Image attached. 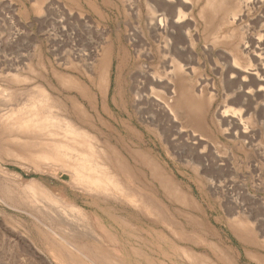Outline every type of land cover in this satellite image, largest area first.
Segmentation results:
<instances>
[{"label":"rangeland","instance_id":"obj_1","mask_svg":"<svg viewBox=\"0 0 264 264\" xmlns=\"http://www.w3.org/2000/svg\"><path fill=\"white\" fill-rule=\"evenodd\" d=\"M144 1L42 0L36 3L34 0H0V101L10 94L13 108L28 107L30 94L42 84L54 98L63 102L73 94V89L58 76L68 72L63 63L66 50L70 46L84 50L88 37L105 38L107 43L114 45V58L109 67L105 103L109 118L105 110H100L101 115L111 127L116 128L118 122L132 127L133 134L129 135L134 141H137L136 136L140 137L139 146L146 153L140 148L134 149L156 160L154 162L163 174L167 173L165 177L174 180L187 197L163 190L161 177L154 176L150 164L147 168V163L143 165L138 157L127 159L140 179L134 178L133 185L142 187L163 205L168 221L152 217L120 196L103 194V197L85 191L73 183L70 174L59 165L41 166L40 170L34 168L32 162L20 157L30 153L22 138L14 140L22 134L0 128L1 164L7 171L0 173V264H66L54 254L58 248L69 255L67 260L77 256L81 264H103L101 260L110 256V264L116 259L118 264H195L200 257L212 264H264V58L256 60L252 55L264 44V19L259 16L263 6L256 4L248 8L243 18L235 19L231 27L237 32L232 38L224 37L225 43L217 33L204 30L199 15L202 0L199 3L190 0L185 12L193 10L191 42L180 41V44H191L196 47V53H192V59L184 55L182 62L192 66L184 72L187 76L185 85L194 90L196 96L202 97L204 120L197 124L179 111L175 121L160 115L159 121L144 127L136 110L135 96L128 89L129 69L133 71L138 64L152 66L158 59L153 52L148 57L129 60L135 57V48L129 38L133 37L132 27L143 24ZM130 8L140 9V18ZM85 21L91 25L87 26ZM215 39L222 41L218 44ZM244 42L252 45L248 44L249 50L245 52L239 46ZM246 69L256 72L258 78L237 72ZM35 72L41 74L40 79ZM74 73L78 75L76 69H73ZM85 78L80 76V80ZM243 94L248 97L242 105L239 101ZM18 101L21 103L16 105ZM239 114L243 126L247 127L244 137L234 136L220 121ZM137 169L142 171V177ZM31 178L43 183L61 199V203L56 204L59 209L64 202L79 206L85 214L82 213L83 219L74 217V211L69 207L66 209L64 204V211L59 212L66 216L64 219L68 224L76 226L77 234L80 230L83 235L89 231L82 230L78 224L84 222L81 226L85 224L93 231L92 238L84 235L82 239H75L70 226L58 225L65 228L62 231L51 221L47 222L54 228L41 226L39 221H46L43 216L50 214L31 211L28 203L25 205L28 202L26 195L16 188H21L20 184ZM58 234L67 242L58 243L56 239L57 244L45 237L59 238ZM92 249L96 250L94 253L97 250L102 253L105 249L106 255L110 256L105 257L103 252L104 258L97 252V258ZM190 253L199 256L192 257Z\"/></svg>","mask_w":264,"mask_h":264},{"label":"bare ground","instance_id":"obj_2","mask_svg":"<svg viewBox=\"0 0 264 264\" xmlns=\"http://www.w3.org/2000/svg\"><path fill=\"white\" fill-rule=\"evenodd\" d=\"M40 1L42 0H34L36 3ZM195 2L199 3L201 0H196ZM144 3L146 15L144 14L145 18L143 19V24L140 26H133V37L129 38V41H131L130 44L135 48L133 49L135 51V57H130L129 60L139 59L143 56L148 57L149 54L153 52H156L158 59L156 63H154L155 61L151 62L154 63L152 66L151 64H146V66L138 64L133 68V71L131 68L129 69L130 76L128 89L131 90L135 96L134 101L136 104V110L140 113L141 117L139 119L141 120L142 125L146 127L147 123H152L155 120L159 121L160 115H164L169 121H175L177 113L183 111L197 124H201L204 120V102L202 97L196 96L194 90L186 87L185 80L187 76L184 72L186 71V68L191 69L192 66L182 62V58L186 54L191 59L194 57L193 54L196 53V47L191 46V44L189 46L180 44V41L186 42L189 40V42H191L190 27L191 21L193 22L194 20L193 10L190 13L185 12V9L189 8L190 0H145ZM256 4L263 6V11H261L263 13L259 16H261V19H264V0H202L199 15L203 19L204 30L207 29L210 31V34L217 33L222 37V40H225L224 37L232 38L235 36L237 30L232 28L231 24L235 19L243 18L247 14L246 11H248V8L253 7ZM129 5L131 6L130 3ZM91 6L92 5L89 4L90 8ZM132 13L137 18H140L141 10L132 9ZM84 23L89 24L87 26L91 25L86 21ZM246 30L247 29L245 28L244 31ZM136 38H138V45ZM222 40L215 39L214 42L220 44ZM85 42L86 48H84V50H79L72 46L66 50L63 63L68 72L66 74L58 75L60 76L59 78L62 77L64 79L67 87L73 89V94L66 97L64 101L61 102L59 101L60 99H56V97L54 98L42 84H38L35 93L30 94L29 100L31 103L28 107L23 106L22 108H13L10 103L11 98L9 97V92V95H6L7 97H4L3 101H0V128L1 130L2 128H6L5 131L9 130L8 132L12 131L16 134H22V137L17 136L14 140L22 138L24 143L29 146L30 153L20 157L32 162L35 166L34 168L39 169L41 166L59 165L61 169L70 174L71 181L85 191L96 193L99 196L101 194H108L113 197L114 195L120 196L126 203L133 204V207L139 211L145 213L149 212L151 214L150 216L163 218L164 221H166L164 213L166 210L163 205H161L154 196L144 192L142 187L133 185L132 182L134 178L137 180L140 179L139 175L133 170V166L129 164L127 159L138 157V160L141 159V162L139 161L140 163L143 162V165H145L144 163H147L145 165L146 167H149L150 164V167H152V169H150L155 174L153 175H159L158 177H161L160 181L163 186H165L163 190L166 189L173 195L175 194L178 197L181 196V198L187 196H185V192L174 183V180H170L169 176L168 178L165 177L167 173L164 172L165 175L163 174V170L161 171L157 162H154L156 160L153 158V160H151L149 156H147L148 154H144L145 151L139 146L140 137H135L137 141H134L131 138L132 136L129 134H133L131 130L132 127L123 122H118L116 128L111 127L109 121L106 122L103 118L104 116L101 115L100 110L107 111L105 108V103L108 99L107 80L110 71L109 67L114 58V45L113 43H107L105 38L104 40H95L88 37ZM142 42H145V44ZM249 42L251 43L250 40ZM250 43L248 44L251 45ZM248 44L247 42H244V44L242 43V45L239 46L241 47V50L245 52L249 50ZM263 45H261L262 47L259 46V52L255 51L252 54L254 59L262 60L264 58ZM153 47L155 50H153ZM250 47H252V45ZM233 63L234 62L232 61V64ZM73 69L77 70L78 75L75 73V75L72 74ZM226 69L227 71H230V68ZM250 70H237V72L240 74L241 71L245 74L248 73V75L252 74L256 76V72ZM35 74L38 79L41 78L40 73L35 72ZM80 76H85V80H80ZM23 90L26 92V89ZM169 93L171 94L168 95ZM245 93L248 94L250 91L245 90ZM165 94H167V96H165ZM246 97L243 94V97L240 98L239 102L242 105L245 104ZM20 103L21 101H18L16 105ZM107 113L108 111L106 112V116L108 117ZM220 121L226 124L227 129L234 136L244 137L246 134L245 132H247V127H245V125L243 126V119L240 114L238 116L231 115L229 118L220 119ZM95 125H97V127ZM5 131L3 129V132ZM16 134L12 135L15 136ZM20 139H18V141ZM135 147L140 148L144 152H140L141 150L136 151L134 149ZM1 162H3V160L0 157V173H6L7 171L4 169ZM42 170L43 169H41V171ZM148 170L149 169H147V171ZM138 172L140 174L142 171L138 170ZM151 173L149 174L151 175ZM142 176L143 175L140 174V177ZM20 186L21 188L18 186L15 187L18 190L20 189V191L22 189L23 193H21L25 194L26 199H28V202H26L25 205L28 203V207L31 211H39L42 214H45L46 211V213L48 212V214H50L46 215L47 217L43 216L46 221H39L41 226L44 228L46 227V229H51L49 226L53 227V225L57 226V228L62 225H65L64 227L70 226L71 231H74V233H70H73L72 236L75 239H82L84 235L92 238L93 231L91 232L85 224L81 226L84 222L78 224L82 227V230L89 231L87 234L83 232V235L80 233V230L78 233L82 235H79L75 232L74 227L76 226L73 227V225L68 224L64 219L66 216L64 217L63 213L59 212L64 207L66 209L69 207L74 211V217L80 219L82 218L83 212L78 208L79 206L64 202V207L62 204L60 205L62 209H59L57 205L61 203V199H58L56 194L37 179L31 178L28 182L26 181L25 184H20ZM143 187L145 186L143 185ZM23 202L24 199L22 203ZM149 213L147 214L149 215ZM83 215L85 214L83 213ZM47 221H51L50 223L53 225L48 224ZM121 221L123 220L121 219ZM158 221H160V219ZM154 224L158 225L156 222H154ZM77 229L76 231H78ZM42 232L43 231H41V233ZM45 237L55 243H57L55 241L56 239L58 243H61L62 241L67 242V240H64V237L59 234V238L48 235H45ZM49 237L51 238L49 239ZM82 247L84 248L85 246ZM103 250L105 251V249ZM55 251L56 253L54 252V254H56L58 259H62L66 264H69L70 260L76 264L82 263L79 258H76L77 256L71 257V259L67 260L69 255L66 256L67 253L65 254L61 248L55 249ZM67 251L68 250H66V252ZM94 251L96 250L92 249V253L95 254V256L99 255L97 254L99 250L95 253ZM104 254L100 256H110L106 255L105 252ZM193 254L190 253V256ZM194 256L198 257L199 255L197 256L195 253L192 257ZM103 257H100V260L101 258L103 259ZM110 258L112 257L110 256ZM108 259L105 258L101 260V262L103 264L109 262L108 264H110V260ZM197 260L199 264H212L208 259L206 260L205 257H200ZM72 261H70V264H73L71 263ZM115 261L114 263L112 262V264H118V262ZM198 263L195 262V264Z\"/></svg>","mask_w":264,"mask_h":264}]
</instances>
